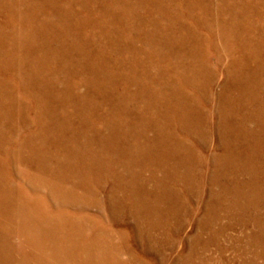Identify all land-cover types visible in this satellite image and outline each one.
I'll return each instance as SVG.
<instances>
[{
  "label": "bare ground",
  "instance_id": "bare-ground-1",
  "mask_svg": "<svg viewBox=\"0 0 264 264\" xmlns=\"http://www.w3.org/2000/svg\"><path fill=\"white\" fill-rule=\"evenodd\" d=\"M189 219L191 259L264 264V0H0V264L143 257Z\"/></svg>",
  "mask_w": 264,
  "mask_h": 264
},
{
  "label": "rangeland",
  "instance_id": "rangeland-1",
  "mask_svg": "<svg viewBox=\"0 0 264 264\" xmlns=\"http://www.w3.org/2000/svg\"><path fill=\"white\" fill-rule=\"evenodd\" d=\"M222 79H223V76H220L218 78V83H216V85L214 86V90H213V92L215 91L214 93H218L220 91V88H221L220 85L223 82ZM216 91H218V92H216ZM214 93H212V94H214ZM198 205H199V207L202 206L201 204H198ZM88 211L92 212L91 210H88ZM202 211H203V209H202ZM198 215H200V212H198ZM102 221H103V226H104V229H105L106 228L105 219H103ZM187 221L188 222L185 223V227H184L183 232H180V235L174 236V239H173V241L175 240L174 247L171 246V244H165V246L167 247L166 248L167 250L166 249L161 250V247H157V249L151 251L149 255H146V256L142 257L139 254V257H138V255H135L134 257H131L129 254H127L128 252H126L125 250H120L121 252L118 251L119 250L118 249L119 241H115L117 239H114V241H115L114 242L113 240L112 241H107L108 240L107 238H105L107 240L103 239V241H102V238H101L100 242L104 243L102 245L105 246V248H104L105 251L103 250V252L97 253V256L95 254L91 253L93 255V256L92 255L90 256L91 262L94 263V261L97 262V260L100 261V260L103 259V263H105V264H115V262H116V264H118V263L119 264H124V263L125 264H199V263L200 264H205L206 261H207L206 264H215V263L216 264H241L235 259L236 258L235 256H237L236 255L237 253L235 251H233L232 249L228 248V249H225L224 252L220 253L217 250V248L215 246H213V245H210L206 251L203 250L204 253L201 254L202 257H200V253H197V256H199V258L203 259L202 261H201V259L199 260V258H197V257H193V259H191V257H189V251L190 250L188 248V243H189V239L191 238V236H193L195 234V232H196L195 230L197 228V225H196L197 221H195V219L194 220L193 219H189ZM226 221H227L226 219H222L223 223H225ZM122 222L123 221H119L118 225L115 226V227L114 226L110 227L108 224L107 225L110 228H112L113 230H116V233H117V230L119 228H121ZM124 222L127 224L126 227L129 228L130 225H131L130 220L129 219H125ZM220 222H221V220H220ZM130 228H132V227H130ZM159 231L160 230H156L155 234H157ZM232 233H239V230L236 229V230L228 231V234H232ZM17 238L14 237L13 240H17V242H18ZM110 242H112V243H110ZM220 243H221V245L223 244V246H224V244L227 245V241H225L224 238H223V240H220ZM108 245H110V247ZM112 245H114V246H112ZM174 248H176V249H174ZM167 252H168V254H167ZM218 254H219V256H218Z\"/></svg>",
  "mask_w": 264,
  "mask_h": 264
}]
</instances>
